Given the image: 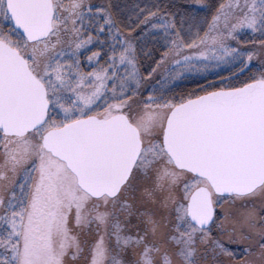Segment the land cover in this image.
<instances>
[{
    "label": "snow or ice",
    "instance_id": "obj_1",
    "mask_svg": "<svg viewBox=\"0 0 264 264\" xmlns=\"http://www.w3.org/2000/svg\"><path fill=\"white\" fill-rule=\"evenodd\" d=\"M0 264H264V0H0Z\"/></svg>",
    "mask_w": 264,
    "mask_h": 264
},
{
    "label": "rangeland",
    "instance_id": "obj_2",
    "mask_svg": "<svg viewBox=\"0 0 264 264\" xmlns=\"http://www.w3.org/2000/svg\"><path fill=\"white\" fill-rule=\"evenodd\" d=\"M230 247H237V246H235V245H230Z\"/></svg>",
    "mask_w": 264,
    "mask_h": 264
}]
</instances>
